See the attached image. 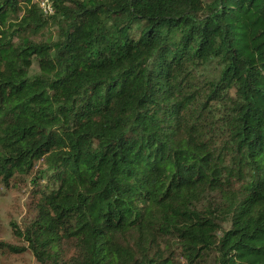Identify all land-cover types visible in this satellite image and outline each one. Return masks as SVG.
<instances>
[{
  "label": "trees",
  "instance_id": "trees-1",
  "mask_svg": "<svg viewBox=\"0 0 264 264\" xmlns=\"http://www.w3.org/2000/svg\"><path fill=\"white\" fill-rule=\"evenodd\" d=\"M51 1L0 0V183L42 161L38 263L264 264V0Z\"/></svg>",
  "mask_w": 264,
  "mask_h": 264
},
{
  "label": "rangeland",
  "instance_id": "rangeland-1",
  "mask_svg": "<svg viewBox=\"0 0 264 264\" xmlns=\"http://www.w3.org/2000/svg\"><path fill=\"white\" fill-rule=\"evenodd\" d=\"M44 33L35 35L40 38ZM206 74L214 73L216 66L215 61L209 63ZM33 71L38 70L36 64ZM42 168V161H38L35 170L29 175H16L15 179L10 181L9 185L0 183V240L7 242L18 248L27 247L28 243L14 232V227L19 231L25 230L26 226L35 215L34 202L37 198L35 192L37 184L31 180L34 173ZM44 181H41L43 184ZM179 252V251H178ZM71 251H67L66 255H70ZM215 253H211L206 264H215ZM181 260L183 259L179 255ZM0 264H39L32 250L27 247L25 250L10 251L7 249L0 250Z\"/></svg>",
  "mask_w": 264,
  "mask_h": 264
},
{
  "label": "built area",
  "instance_id": "built-area-1",
  "mask_svg": "<svg viewBox=\"0 0 264 264\" xmlns=\"http://www.w3.org/2000/svg\"><path fill=\"white\" fill-rule=\"evenodd\" d=\"M41 7L44 9L46 12H53L52 8V1L51 0H39Z\"/></svg>",
  "mask_w": 264,
  "mask_h": 264
}]
</instances>
